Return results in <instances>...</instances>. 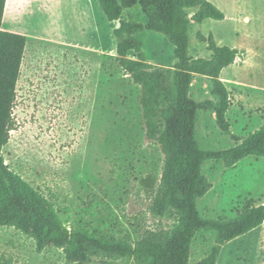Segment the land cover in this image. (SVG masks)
I'll list each match as a JSON object with an SVG mask.
<instances>
[{"label": "rangeland", "instance_id": "rangeland-1", "mask_svg": "<svg viewBox=\"0 0 264 264\" xmlns=\"http://www.w3.org/2000/svg\"><path fill=\"white\" fill-rule=\"evenodd\" d=\"M209 1L238 18L191 23L188 54L211 57L207 43L197 39V32L204 36L212 33L219 45L255 52L248 66L236 60L221 75L230 96L226 112L230 130L243 138L264 121V90L256 88L264 89V0ZM82 5L78 0H7L4 28L8 24L30 36L16 85L13 126L2 156L12 171L52 202L67 228L76 227L82 220L99 232L122 231L137 239L144 230L166 228L171 221L153 218L148 211L150 199L142 182L147 176L159 175L163 155L145 136L138 86L115 61L113 27L93 51L42 39L59 36L73 42L72 32L51 29L49 16L58 13L64 24V19L70 21L71 14ZM98 7L89 0L96 18L106 19ZM196 11L190 8L187 14ZM121 17L145 21L139 5L124 9ZM137 37L143 40L149 63L172 66L173 46L162 34L143 31ZM245 55L239 54L242 59ZM128 56L135 53L130 51ZM190 95L194 101L213 98L207 80L199 75L193 79ZM194 134L203 149L234 145L216 126L210 111L197 112ZM202 172L212 184L196 202L204 218L234 216L245 199L264 202V157L245 158L230 168L221 160H208ZM260 231L264 235V225ZM243 238L224 245L217 264H239L237 258L241 256L247 264H264V238L259 230ZM257 241L259 245L251 247ZM212 244L211 233L198 231L189 264L203 257ZM0 264L76 263H67L56 247L38 253L32 238L13 227L0 226ZM88 264L135 263L93 258Z\"/></svg>", "mask_w": 264, "mask_h": 264}, {"label": "trees", "instance_id": "trees-1", "mask_svg": "<svg viewBox=\"0 0 264 264\" xmlns=\"http://www.w3.org/2000/svg\"><path fill=\"white\" fill-rule=\"evenodd\" d=\"M110 22L117 21L115 61L131 82L138 86V103L148 140L162 155L158 176H147L143 188L150 199L153 218L171 221L166 228L144 230L137 239L127 232L106 234L80 220L67 228L52 202L4 163L2 148L13 126L12 107L27 44L22 33L2 29L7 0H0V226L13 227L33 239L38 253L46 247L61 249L67 263L88 264L93 258L133 261L135 264H189L193 238L198 231L211 233L209 251L193 264H217L222 247L259 227L264 221V202L245 199L234 216L204 218L197 200L212 184L202 172L205 161L218 159L226 168L239 161L264 157V121L240 138L230 130L226 112L229 92L220 78L223 68L234 63L238 51L218 45L212 33L197 39L207 43L210 58L188 54L191 23L222 20L224 13L209 0H94ZM139 5L145 21L121 17L124 9ZM98 7V8H99ZM190 8H197L192 15ZM143 31L160 33L173 46L172 66H156L146 60ZM133 51L134 57L128 53ZM196 75L207 80L213 98L194 101L190 95ZM214 114L216 126L234 145L225 149H203L194 129L198 111Z\"/></svg>", "mask_w": 264, "mask_h": 264}, {"label": "crops", "instance_id": "crops-1", "mask_svg": "<svg viewBox=\"0 0 264 264\" xmlns=\"http://www.w3.org/2000/svg\"><path fill=\"white\" fill-rule=\"evenodd\" d=\"M78 1H79L80 4H83L82 5L83 7L81 6L79 8V10L76 9V11L71 14V20L70 21L68 19H64L66 22L63 24L62 23L63 21L59 20L58 17H57V16H59V14L58 13H54V12L50 13L51 16H49L51 18V20H52V21H49V23H50L49 25H51V29H54L55 31H57L59 33L61 31H63L64 33L68 32V31L72 32L74 41L73 42L72 41H68V40L63 39V38H61L59 36H47V37H42V39H44L45 41H48V42H52V43L67 45L69 47H76L75 45H79V47H81V49H86V50H89V51L95 50L97 48V46L100 44L101 40L104 41V39H107L108 34L111 33L112 27H115L118 24V22L117 21L110 22V21L106 20L105 18L104 19L102 18L101 21L98 20L96 18L95 14L92 13L91 10L89 9V0H78ZM90 12H91V14H90ZM234 15L235 14L230 16L228 13H224V18L222 20L229 19L231 21H236V19L238 17H236ZM4 18H5V13H4ZM85 19H86V21H84ZM84 23L87 26L86 30L83 29ZM2 29L8 30V31L17 32V33H21V32H18L16 30L10 28L8 24L4 28L3 21H2ZM101 30H102V34H103L102 36L100 35V31ZM22 34H24L26 36H30L29 33H22ZM232 48H235L238 51V57L235 59L234 63H236L237 61L241 60V61H243L245 66H248L252 62L254 57H255V52H253L250 49H243V47H232ZM241 49H243L245 52L242 53ZM247 52H250V54L248 55ZM245 53H246V55L242 59L239 56V54H243L244 55ZM174 61H175V59L173 60V63H174ZM234 63H232L231 65H229V66H227V67L222 69V71L220 73V78H221V75H222L223 71L228 69L229 67H231ZM221 80H222V78H221ZM251 87H255V86H251ZM256 88L264 90L263 88H260V87H256ZM263 225H264V221L259 227L255 228V229L247 232L246 234H244L242 236H239V237H237L235 239H241L242 237L245 238L250 233H253L256 230H259V232L261 234V237L264 238V235H263L262 231H260V228L263 227ZM260 240H261V238H260ZM231 241H229V242H231ZM259 243H260V241H257L251 247L257 246V245H259ZM237 260L240 261V262H238L239 264H247L246 263V259L243 258L242 256L238 257Z\"/></svg>", "mask_w": 264, "mask_h": 264}]
</instances>
